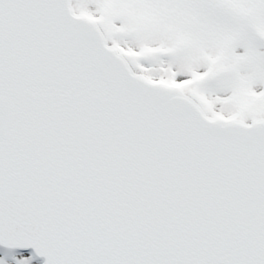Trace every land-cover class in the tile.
<instances>
[{"label": "snow or ice", "instance_id": "1", "mask_svg": "<svg viewBox=\"0 0 264 264\" xmlns=\"http://www.w3.org/2000/svg\"><path fill=\"white\" fill-rule=\"evenodd\" d=\"M0 264H264V0H0Z\"/></svg>", "mask_w": 264, "mask_h": 264}]
</instances>
